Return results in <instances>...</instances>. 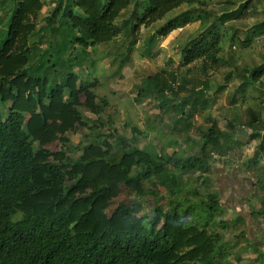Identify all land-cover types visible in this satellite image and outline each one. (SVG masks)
Instances as JSON below:
<instances>
[{
	"label": "trees",
	"instance_id": "1",
	"mask_svg": "<svg viewBox=\"0 0 264 264\" xmlns=\"http://www.w3.org/2000/svg\"><path fill=\"white\" fill-rule=\"evenodd\" d=\"M43 1L6 0L3 8L0 105L8 113L3 118L0 112V264H234L210 229L217 198L209 194L198 206L180 198L181 175L198 172L204 182L213 152L222 148L226 136L214 123L202 134L199 153L189 157L130 148L122 140L123 152L112 160L110 134L103 141L90 137L77 159L69 155L68 134L99 129L108 106L96 96L97 79L82 80L73 69L88 52L122 35L116 24L122 12L133 5L132 37L163 22L150 33L153 43L192 23L205 28L207 15L187 10L168 16L182 6L201 11L207 0H57L46 19L47 48L38 52L30 36ZM135 44L133 39L129 47ZM224 44L246 46L224 23L207 27L187 45L179 67L208 77L221 65ZM243 83L264 91V66L251 69ZM208 92L196 93L203 98ZM137 95L154 96L159 109L176 96L159 75L145 78ZM82 111L97 117L93 126ZM247 113L245 125L256 128L251 138L260 140L256 156H264V122L260 113ZM122 196L130 201L118 203ZM147 200L151 207L143 211Z\"/></svg>",
	"mask_w": 264,
	"mask_h": 264
},
{
	"label": "rangeland",
	"instance_id": "2",
	"mask_svg": "<svg viewBox=\"0 0 264 264\" xmlns=\"http://www.w3.org/2000/svg\"><path fill=\"white\" fill-rule=\"evenodd\" d=\"M56 1L44 0L34 20L30 44L38 52L47 48L49 36L45 24ZM4 2L6 0H0L2 32L6 30ZM207 2L208 6L201 11L182 6L168 16L174 17L187 10L207 15L209 20L205 28H201L199 22L192 23L164 39H155L153 43H149L150 33L163 22L142 27L132 37L127 31L136 24L129 17L133 5L122 12L116 22L122 35L88 52V60L73 69L82 80L97 79L96 96L106 99L108 106L99 117V129L91 132L80 129L68 134L69 155L77 159L90 137L103 141L110 134L112 160L122 154V140L130 148L189 157L199 153L201 136L214 123L217 131L226 136L221 141L222 148L213 152L212 167L202 177L206 179L204 182L198 172L181 175L183 191L180 198L188 201L185 206H198L207 202L209 194L214 195L219 209L210 229L218 233L221 242L228 247V260L234 264H264V156H256L260 140L251 138L252 130L255 132L256 128L245 125L249 119L247 109L260 113L264 122V91L243 83L251 69L264 66V0ZM246 3L250 6L242 10ZM242 12L243 17L237 19ZM221 17H225L224 21ZM221 23L230 35L244 41L246 46L224 44L221 65L208 77L179 67L187 45L207 27ZM133 39L137 44L130 48ZM154 75H159L176 94L173 103L164 109H159L154 96L140 98L137 95L143 80ZM206 87L210 92L201 98L196 92ZM179 103L186 106L185 114L179 110ZM0 112L3 118L6 117L7 107L0 105ZM82 112L89 126H93L97 117ZM133 130L138 132L134 136ZM229 138L234 142L231 145ZM228 177L237 182L229 183ZM228 187L234 188L233 192L229 193ZM156 190L163 193L161 189ZM122 201L130 200L122 196L117 202ZM142 204L143 211H149L150 201Z\"/></svg>",
	"mask_w": 264,
	"mask_h": 264
},
{
	"label": "crops",
	"instance_id": "3",
	"mask_svg": "<svg viewBox=\"0 0 264 264\" xmlns=\"http://www.w3.org/2000/svg\"><path fill=\"white\" fill-rule=\"evenodd\" d=\"M229 180L231 181L230 177H229ZM233 189H234V188L229 187V188H228V192L230 193L231 190H232V192H233Z\"/></svg>",
	"mask_w": 264,
	"mask_h": 264
}]
</instances>
